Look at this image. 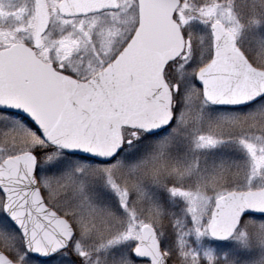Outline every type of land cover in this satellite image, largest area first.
<instances>
[{
	"label": "snow or ice",
	"instance_id": "obj_1",
	"mask_svg": "<svg viewBox=\"0 0 264 264\" xmlns=\"http://www.w3.org/2000/svg\"><path fill=\"white\" fill-rule=\"evenodd\" d=\"M0 264H264V0H0Z\"/></svg>",
	"mask_w": 264,
	"mask_h": 264
}]
</instances>
